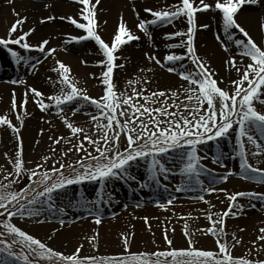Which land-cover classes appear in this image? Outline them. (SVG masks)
Instances as JSON below:
<instances>
[{"label": "snow or ice", "instance_id": "6c2138e0", "mask_svg": "<svg viewBox=\"0 0 264 264\" xmlns=\"http://www.w3.org/2000/svg\"><path fill=\"white\" fill-rule=\"evenodd\" d=\"M74 2L79 6L76 13L59 17L50 14L42 17L40 23L58 18L82 31V35H71L70 41L94 42L100 57L94 66L99 67L100 72L88 75L97 81L99 92L94 96L87 88H81L70 66L59 59L54 61L55 67L51 69L57 76L51 81L58 86L57 92L46 95L23 78L12 81L25 87L23 99L17 100L15 90L10 99V113L15 114L21 127L23 116L31 115L26 112L31 93V99L41 113L55 111V118L67 134L49 135L47 153L41 154L37 162L25 160L21 127H17L7 114H0V127L6 126L14 138L13 151L3 153L10 167L0 164V264H264V258L259 255L253 258L251 250L244 256L233 255L242 240L236 233L231 234V240L227 239L229 234L225 231L226 218L242 214L245 208H256L254 201L264 207V192L229 193L215 186L233 175L264 184V167L249 162L250 157L256 158L257 164L264 159V41L254 39L239 20L245 8L264 7V0H172L163 7H144L143 17L133 5L136 31L130 29L121 16L107 42L99 32L97 5L100 0ZM43 7L50 10L52 4L44 3ZM199 13H210L216 32L223 34L214 35V39L225 53L222 63L227 82L207 56L198 52L197 30H212L211 22L198 23ZM16 16L5 34L0 36V48L7 51L13 63H29V58L23 57L18 50L35 49L41 54L53 55L55 49L47 47L48 39L42 38L36 44L29 41L35 29L24 30L27 17L18 13ZM176 20H182L185 28L164 32L161 39L165 51L157 55L155 49L159 46L153 41L152 29L172 25ZM257 30L264 33V21L258 19ZM138 33L144 35L154 50L143 53L147 63L138 66L134 78L127 79L125 87L130 91H121L116 80L117 71L126 72L130 63L123 49L140 40ZM157 68L178 77L179 83L152 88L151 85L156 83ZM35 70V64L26 69L28 72ZM81 112L83 122L75 119ZM41 119L49 130L55 127L51 120ZM44 131L41 127L39 135ZM226 139L234 140L231 155L238 158L239 171L226 169L205 184L200 179L208 171L201 163L204 159L199 154L201 146L208 142L218 146ZM39 142V139L35 141L36 144ZM73 155L76 158L69 159ZM226 155L222 150L217 151L212 154V162L223 167ZM140 163L145 166L144 180H138L132 171ZM29 164L32 166L28 167ZM177 173L182 177V183L175 187V192L198 191L200 194L193 199L208 205L207 210H202L208 221L206 228L189 231L185 223L182 230L185 246L177 247L165 228L162 232L165 247L157 246L151 252H132L130 236L122 233L121 253L83 255L82 244L66 253L48 243L56 234L55 228L53 235L41 240L19 226V221L46 223L45 213L52 215L61 227L71 223L70 219L63 218L67 216L65 207L56 208L55 196L67 186L85 181L98 184L96 197L89 200L78 194V198L70 199L66 207L84 209L92 222L99 225L103 219L100 204L114 202L111 185L115 182L133 181L137 188L144 189L151 185L161 186L160 177L167 180L170 174ZM24 180L27 182L21 187ZM164 188L168 190L166 185ZM216 192L223 193L228 201L223 211H212L214 206L205 198V194ZM176 199L170 193L165 202H157L158 207L165 209ZM240 199H246L248 203L241 204ZM136 206H140L139 201ZM188 217L192 218L191 213ZM144 220L147 224L148 218ZM197 232L212 236L214 247H197ZM258 233L252 241L257 250L264 246V226ZM97 237L98 233L87 237L94 248ZM17 247L19 252L14 251Z\"/></svg>", "mask_w": 264, "mask_h": 264}, {"label": "bare ground", "instance_id": "6f19581e", "mask_svg": "<svg viewBox=\"0 0 264 264\" xmlns=\"http://www.w3.org/2000/svg\"><path fill=\"white\" fill-rule=\"evenodd\" d=\"M48 0H12L9 3V0H0V36H3L6 32L8 26H10L11 22L17 18L16 14L18 13L21 17H27L26 22L23 25V29L27 30L28 28H34V34L30 35L28 38L32 44L38 43V41L42 38H46L49 40V45L47 47H52L55 49V53L53 55L47 54V52L41 54L35 49L30 51L18 50L20 53L26 52L25 54L33 53L32 55H27L26 58H29V63L27 64L29 67L32 64L36 65V70L30 74H25L22 71H16L11 69H6L3 75H0V114L6 109L7 105L5 99L7 96L11 97L13 90H15L17 100L23 99L25 87L23 84H13L12 81L18 78H23L27 84L29 85H37L39 75L44 74L45 72H52L51 69L55 67L54 61L56 59L61 60L65 64L70 67H75L72 65L75 59H80L83 61H87V63H83V67L78 69L76 73L86 77L85 83L92 90V84L96 86L97 81L89 77V73H96L97 75L100 72V68L95 65L96 60L100 57L97 54L96 46L94 42L91 41H70L71 35H82V31L76 29L74 26L70 25L66 21H61L58 18L54 21H48L43 24L40 23L42 17L47 15H55L59 17L60 15L66 14H74L78 11L79 6L74 2V0H56L51 1L52 7L51 9H45L43 7L44 3H47ZM172 3V0H100V3L97 5V17L99 24V32L105 41H109L110 36L113 34L116 24L118 23L119 17L123 16L124 20L127 21L128 27L133 31H136L134 28V24L136 22V15L133 12V5L140 12L141 17L145 16L143 12L144 7L151 8H159L163 7L166 4ZM254 10H250L245 8L243 12H241L239 16L240 22L245 26V28L250 32L254 39L264 41V33H261L257 30V22L258 19L264 21V7L253 6ZM106 22V23H105ZM212 23V30H197L195 43L198 49V52L201 55H206L207 58L211 61L213 68L218 70L221 75L225 77V82H227V72L222 63L225 53L220 48L219 43L214 39V35H223L222 33L216 32V27L214 21H212L211 14L199 13L198 14V23ZM161 32L158 30L157 32H152L153 41L156 45L159 42V35ZM140 35L139 41H133L129 45L125 46L123 49V54L129 57L130 63L127 66L126 72L117 71L116 77L128 76L138 71V66L147 63L145 60L143 53L145 51L151 52L154 49L150 46V42L146 40L142 33H138ZM159 46V45H158ZM164 49L162 47H158L155 49L157 55L163 54ZM41 57L38 58L39 63H36L33 59H35L38 55ZM8 62V54L5 49L0 48V67L6 65ZM123 63V61H120ZM54 73V72H52ZM233 78H235V73H232ZM18 86L17 88H13ZM223 86V85H221ZM96 90V88H95ZM26 112L31 114L27 115L26 123L21 133L23 139V148L24 154L40 157L41 154H46L48 148L50 146V141L48 140L47 130L49 127L46 123L43 122L41 117H44L43 114L39 111L36 105L33 103L31 99V95L29 94V100L26 104ZM43 127L45 129L42 135H39V129ZM65 133L66 131L62 130L55 134ZM39 139V144H36L35 141ZM232 142V144H231ZM229 141L225 147L226 158L223 160V167L220 164H216L212 162V156L206 154L204 150H200V155L204 157L202 161H205L211 165L212 173H207V175H220L225 172L226 169H233L234 171H239V160L238 158L231 155L232 159L229 158V154L232 153V148L234 144V140ZM2 151L6 152L11 149L10 144L6 142L2 143ZM59 147H63L60 145ZM254 151V148L252 149ZM171 159V157L169 158ZM249 162L252 163L256 167H264V159L262 162L257 164L256 158H249ZM138 179L144 180L146 172L145 167H139L135 170H132ZM178 178V179H177ZM175 180L177 181V185L182 183V177L179 176ZM209 178V176H207ZM161 186L153 185L157 190H141L135 186H132L133 181L128 183H124L122 181H117L111 186V193L114 199V202L111 203V207H104L103 214L107 219H103L102 223L104 228L100 230H94V223L92 220H83L82 223L78 225H74L73 229L68 228L63 229L59 234L55 237L59 243L69 242L74 238H83L87 240V237L93 236L98 233V237L101 239L103 243L110 246H115L113 243L117 242L116 238L121 241V234H128L130 236V250L135 248V243L138 242V238L142 236L151 237L154 240L163 241L162 234H160L157 227H159L160 220L162 217V210L158 207L157 202H165L169 197V194L175 195V192L172 190L165 191L164 186H167V182L169 179L165 180L163 177H160ZM208 179L203 180L206 182ZM231 182L232 186L239 187H253V190L257 193L264 192V184H259L251 181L244 180L240 178L238 175H233L228 178L226 183ZM123 188H127L124 191V194L121 195L119 193L123 190ZM71 192V188L68 189ZM78 190V191H77ZM92 191L91 188H87L86 185H79L74 189L75 193H80V191ZM89 190V191H88ZM68 191V192H69ZM140 192V193H139ZM191 191H182L180 192L181 196H176L173 205L167 206V208L186 205L190 202ZM246 203L248 201L246 199H242ZM139 201L140 206L137 207V202ZM258 207L245 208L244 212L239 216L243 217L241 222L244 223V228L242 227V235L245 243H249L252 240L256 239V236L259 234L258 229L261 226H264V207L261 206L259 201H254ZM104 204V203H103ZM127 204H133L131 209H125L126 213L118 212V208L123 209L127 206ZM130 212L135 213L134 217L138 219L136 222V227H142L145 225H149L147 228L150 230V234L141 232H133L132 230H128L132 233L126 232L127 230L121 231V233L113 234V223L119 222L120 218H125L127 214ZM112 215L111 217L108 216ZM48 217V222L46 225L42 227H38L42 231L50 230L51 228H55L57 226L61 227L56 219L50 215ZM148 218V223H145L144 218ZM65 219H69L68 217H63ZM133 225V227H135ZM75 227V228H74ZM106 227L109 230H105ZM146 227V226H145ZM124 228V225H123ZM97 237V238H98ZM122 242V241H121ZM82 249L87 250V245L84 244Z\"/></svg>", "mask_w": 264, "mask_h": 264}, {"label": "rangeland", "instance_id": "374dc122", "mask_svg": "<svg viewBox=\"0 0 264 264\" xmlns=\"http://www.w3.org/2000/svg\"><path fill=\"white\" fill-rule=\"evenodd\" d=\"M26 1H32V0H26ZM51 1H56V0H48V2ZM185 28V23L182 20H176L174 21V23L172 25H167V26H163V27H155L154 29H152V32H157L158 30L161 32L159 35H157L159 37V42L158 45L159 47H162V49H164V41H162L161 36L164 32H170V31H174V30H183ZM176 40L178 41L179 38H176ZM165 51V49L163 50ZM177 52L181 51L180 49H176ZM26 52L20 53L25 54ZM162 53V52H161ZM160 53V55H161ZM164 53V52H163ZM33 53L30 54H26V55H22L23 57L26 58L27 55H32ZM35 55H38V53L36 52ZM41 56L38 55L35 59H33L34 61H36L38 58H40ZM82 60L80 59H75L74 63L72 65H74L75 67H70L72 70V75L74 77V79L78 82L79 86L81 88H87V90L89 91L90 94L92 95H96L99 92V87L98 85L92 84L93 89L91 90L90 87H88V85L85 83V79L86 77L76 73V71L80 68L83 67V63H81ZM29 68V66L27 64H24L23 62H21L20 64H16L13 63L12 58L8 55V62L6 65H3L0 67V75H3L6 71V69H11V70H16V71H22L25 74H30L32 72H28L26 71V69ZM137 73V72H136ZM133 73L131 75L128 76H121V77H116L119 89L121 91H125L128 92L130 91V89L125 87V83L127 81L128 78L130 77H135V74ZM33 74V73H32ZM145 75H151V73H146ZM57 78L56 73H52L50 71L45 72L44 74L39 75V77H37L38 79V83H37V87L42 89L44 91V93L46 95H50L53 92H57L59 91L58 86H55L52 84V80H55ZM179 83L178 77H176L175 75H171L168 74L167 72H163L161 70H159L158 68L156 69V83L152 84L151 87L152 88H165V87H169V86H174L175 84ZM18 86H15L13 88H17ZM96 88V90H95ZM31 95V93H29ZM10 99L11 97L7 96L5 99L6 102V109L3 111L2 114H7L9 116V119L12 120V122L14 124H16L17 127H21L20 124L16 121L15 119V114H11L10 113ZM66 107H70V106H66ZM44 115V119L45 120H51L52 123L55 125V127L52 130H47V134L50 133H57L60 132L62 130L66 131V129L63 128L61 122L55 118V111L53 110V112L51 113H41ZM69 115H71V112L68 113ZM26 118L27 115L23 116V126L21 127V131H20V135L23 132L25 123H26ZM75 119L77 121L83 122L84 120V114L83 112L80 113V115L76 116ZM232 139H226L220 142V144L217 146L214 142H208L204 145L201 146L200 150H204V152L210 156H212L213 153L222 150L223 152H225V150L223 149L225 147V145L230 141L231 142ZM10 144V148L9 150H7V152H12L14 149V138H13V134L11 133L10 130H8L5 127H0V164H4L6 167H10L9 165L6 164L3 153L4 151H2V143L6 142ZM232 144V142H231ZM59 153V147L57 148V155ZM228 154V153H227ZM25 160H31L33 162H37L39 161V157L36 156H31V155H26L24 154ZM75 155L69 157V159H75ZM229 158L232 159L231 157V153L229 154ZM201 163L203 165L206 166L207 168V173H212V169H211V165L205 161H201ZM28 167H31L32 165L29 164L27 165ZM170 167H175V165H169ZM139 167H145L143 163L137 164L132 170H135ZM207 173L202 174L200 179L205 180L208 179L205 184H207V182L212 179L214 177V175H207ZM180 176V175H179ZM207 176H209V178H207ZM178 177V173L173 175L170 174L169 175V181L167 182V189L168 190H172L175 192V185L177 183V181L175 180ZM178 179V178H177ZM141 180V179H138ZM27 181L24 180L21 182L20 185H23L24 183H26ZM23 183V184H22ZM136 182H133L132 186H135ZM79 185H86L87 188H91L92 191H80V193H75L74 189L76 187H78ZM79 185H72V186H67V188L65 190H62L60 193H58L55 196V201H56V208L59 207H65V212L67 213V216L72 222L69 224H66L64 227H55L56 234L54 235L53 239L51 241H48V243L55 249L57 250H61L64 251L66 253H71L72 251H74L75 247H77L78 245H87L88 249L84 250L82 249V254L83 255H111V254H117V253H121L123 251V245L122 242L120 241V239L116 238L117 242L113 243V245L115 246H110L109 248L107 247V245L105 243H103L101 241V239L98 237L96 239V241L94 242L96 244V247L94 248L92 244L89 243L88 240L83 239V238H74L73 240L69 241V242H62L59 243L56 239V235L59 234L63 229H73L74 225H78L79 223H82L83 220H92L87 213L85 212L84 209L81 208H71V207H66V205L68 204V201L70 199L75 200L78 198V194L81 196H85L87 197L89 200H92L96 197L97 195V189H98V184L95 182H89V181H85L82 184ZM112 186V185H111ZM218 188H223L225 190H227V192L229 193H233L236 191H254L253 187H239V186H232L231 182H219L215 185ZM72 189L71 192L68 189ZM127 188H123L122 191H120L119 193L124 194V191ZM157 190L156 188H154L153 185H151L148 188H144L141 190ZM69 191V192H68ZM78 191V190H77ZM255 192V191H254ZM140 193V192H139ZM191 197H190V202L186 205H179V206H175V207H171V208H167L162 210V217L160 220V224L159 227H157V230H159L160 234H162L163 230H165V228L168 229V235L170 238L173 239L174 244L177 247H181V246H185V240H184V236L182 234V230L184 228L185 223L188 224L189 231H195L198 228H206L208 226V221L206 220L205 216L202 214V210H207L208 209V205L204 204L203 202H199L196 201L195 199H193L194 196L199 195L200 193L198 191H191ZM176 196H181L180 192H175ZM205 198L208 199L210 201V203L214 206L212 211L217 212V211H223L226 207H227V199L225 197V195L223 193H211V194H205ZM241 204H247L244 200L240 199L239 201ZM133 204H127V206L123 209V207L118 208V212L123 213V211L126 209H131V206ZM257 205V204H256ZM107 206L109 208H112L110 204H100V208H101V212L103 214V210L104 207ZM258 207V206H256ZM124 213H126L124 211ZM191 213L192 218L188 217V214ZM133 212H130L129 214L126 215L125 218H120L118 224L117 223H113L111 225H113V229L112 232L113 234L115 233H121V231L127 230L126 232L132 233L133 232L137 233V232H141L142 234L147 233L150 234V230L147 228L149 225H145L142 227H136L135 224L136 222H138V219H136V217H134ZM45 216L47 217H51L49 213H45ZM79 216L80 218L77 219L76 217ZM108 216H112L109 215ZM44 217H41V219H43ZM103 219H107L103 216ZM102 219V221H103ZM241 219H243V217L241 216H236V217H228L226 218L225 221V231L229 234L227 239L231 240V234L232 233H236V236L238 239L242 240V243L238 246L235 247L234 251H233V255L235 256H244L246 253H248L250 250L252 252V256L253 258H255L256 255H259L261 258H264V246H261L259 250H257L256 248L253 247L252 245V241H250L248 244L245 243V241L243 240V235H242V231H240V229H242V227L244 228V223L241 222ZM46 223H42V224H36L35 221H30V222H24V221H19V226H21L22 228H24L25 230H27L29 233L37 236L38 238H40L41 240H46L48 236L53 235L52 233V229L47 231H42L40 230L38 227H42L43 225H46ZM124 225V228H123ZM133 225L135 227H133ZM75 228V227H74ZM101 228H104L103 223L101 222L99 225H96L94 223V230H100ZM174 229V231H173ZM105 230H109L108 227H106ZM128 230H132L133 232H130ZM138 242L135 243V248L132 249V252H151L156 250L157 246H159L160 248H164L165 244L164 242L161 241H156L151 237H147V236H142L141 238H138ZM196 246L197 247H204V248H212L214 247V243H213V237L210 235H204L201 232H197L196 233ZM2 247V246H0ZM14 251L19 252L20 248H14ZM2 255V254H0Z\"/></svg>", "mask_w": 264, "mask_h": 264}, {"label": "trees", "instance_id": "16d2710c", "mask_svg": "<svg viewBox=\"0 0 264 264\" xmlns=\"http://www.w3.org/2000/svg\"><path fill=\"white\" fill-rule=\"evenodd\" d=\"M23 184V183H22ZM21 187L23 186V185H20Z\"/></svg>", "mask_w": 264, "mask_h": 264}]
</instances>
